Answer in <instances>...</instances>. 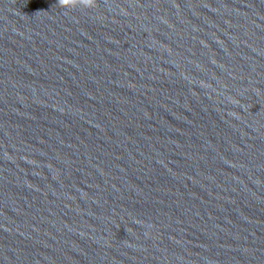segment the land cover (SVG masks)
Masks as SVG:
<instances>
[{"label":"clouds","instance_id":"1","mask_svg":"<svg viewBox=\"0 0 264 264\" xmlns=\"http://www.w3.org/2000/svg\"><path fill=\"white\" fill-rule=\"evenodd\" d=\"M57 6L65 10L94 9L97 7V0H58ZM65 14H67V11Z\"/></svg>","mask_w":264,"mask_h":264}]
</instances>
